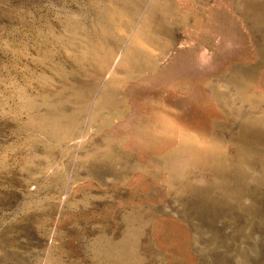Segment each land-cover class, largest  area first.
<instances>
[{
    "label": "rangeland",
    "instance_id": "374dc122",
    "mask_svg": "<svg viewBox=\"0 0 264 264\" xmlns=\"http://www.w3.org/2000/svg\"><path fill=\"white\" fill-rule=\"evenodd\" d=\"M0 264H264V0H0Z\"/></svg>",
    "mask_w": 264,
    "mask_h": 264
}]
</instances>
